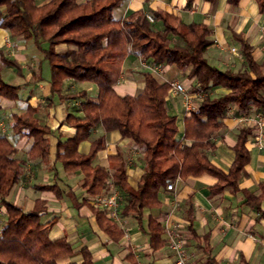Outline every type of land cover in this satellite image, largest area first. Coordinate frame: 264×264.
<instances>
[{
  "label": "trees",
  "instance_id": "16d2710c",
  "mask_svg": "<svg viewBox=\"0 0 264 264\" xmlns=\"http://www.w3.org/2000/svg\"><path fill=\"white\" fill-rule=\"evenodd\" d=\"M122 1L47 0L36 4L35 0H0V27L6 28L11 36L22 35L40 46L42 60H47L49 66L51 94L72 101L83 98L78 103L81 115L67 112L63 118L75 134L57 138L53 162H59L64 171L80 170L81 187L91 200L108 184L117 187L124 200L121 213L133 214L141 227L146 219L149 246L156 249L163 244L161 235L165 229L158 217L145 210L161 207L159 192L167 189L168 183L205 173L216 178L210 187L211 195L225 187L239 189L240 180L247 175L244 166L250 160L245 143L251 127H241L236 133L233 159L226 170L211 162L209 152L214 149L213 139L223 126L230 104L243 111L255 107L264 112V61H255L251 45L238 36L244 65L236 70L220 69L208 63L204 55L212 43L206 24L183 23L174 13L162 10L151 12L152 21L143 10L114 18L112 10ZM256 2L264 12V0ZM153 21L160 22L162 28H155ZM42 43L46 46L42 47ZM130 53L153 63L174 64L181 70L189 68L188 77L195 83L191 93L203 94L196 95L189 114L185 111L189 116L183 119L182 136L176 116L167 110L169 81H158L146 70L142 72L143 86L135 94L116 93L114 85ZM0 59L19 71L17 61L3 56L1 48ZM67 79L93 82L97 96L90 98L85 90L65 93ZM214 86L225 91L211 95L209 92ZM18 89L19 85L5 82L0 73V96L18 99ZM11 117L12 130L31 139L28 159L48 161L52 131L38 123L32 106L27 105L24 111L14 112ZM99 125L104 131L118 130L122 137L133 139L141 147L143 172L135 187L127 180L122 153L110 155L108 167L93 163L97 151L104 147L103 135L91 139L87 153L78 151V143L88 139ZM15 152L11 141L0 135V203L4 206V213L0 215V264H57L58 258L72 253V248L65 235L49 237L54 218L41 222L47 201L37 197L33 207L25 211L20 205L5 200L22 171L23 160ZM41 187L56 190L55 184ZM258 188V195L246 189L242 192L264 217V208L260 205L264 201V181L258 183ZM91 210L99 227L111 239L123 235L122 228L105 208L92 206ZM188 221L186 227L192 230ZM81 252L84 264H89L90 253L85 248Z\"/></svg>",
  "mask_w": 264,
  "mask_h": 264
},
{
  "label": "crops",
  "instance_id": "0c3cea01",
  "mask_svg": "<svg viewBox=\"0 0 264 264\" xmlns=\"http://www.w3.org/2000/svg\"><path fill=\"white\" fill-rule=\"evenodd\" d=\"M46 1L35 0L36 4ZM140 10L146 15L155 10L167 11L177 15L183 23L206 24L212 43L204 55L208 63L220 69L236 70L244 65L238 36L251 45L255 61H264V12L259 10L256 0H238L236 3L228 0H123L112 10V15L114 18L125 17ZM153 24L157 29L162 28L160 22ZM172 39L175 41L176 38ZM0 48L3 56L19 64L17 71L15 66L4 64L0 59L2 79L19 85L18 99L0 96V135L11 141L16 148L15 154L23 160L20 178L5 200L20 205L25 211L33 207L37 197L47 201L41 222L54 218L49 226V237L65 235L72 248V253L58 258L57 264H84L82 248L90 253L89 264H175V254L166 242L167 233L164 231L161 235L163 244L151 249L145 231L146 219H143L141 227L133 214L121 213L123 195L111 183L99 194H108L113 190L119 193V218L115 221L122 228L123 235L119 239H111L99 227L91 210L92 206H98L82 189L80 170L64 171L59 162H53L57 138H69L75 134L63 118L67 112L81 115L78 103L83 98L72 101L51 94L48 62L42 60L40 46L36 43L25 40L22 35L11 36L6 28L0 27ZM146 70L151 71L158 81L182 83L192 98L203 94L191 93L195 83L193 78L188 77L189 68L178 70L174 64L153 63L133 53L128 54L122 63L120 77L114 85L116 93L135 94L143 86L142 72ZM64 82L65 93L85 90L90 98L97 96V87L93 82H73L69 79ZM212 90L216 94L225 91L220 86H214ZM183 95L181 92H168L166 95L168 113L176 116L180 136L183 135V119L189 116L185 112ZM27 105L32 106L38 123L52 131L48 161L28 159L31 139L12 130L11 114L24 111ZM241 127H251L245 143L250 160L244 166L247 175L240 180L238 190L225 187L211 195L210 187L216 181L215 177L205 173L189 175L185 179L177 178L173 182L174 189L159 192L161 207L145 210L158 217L164 229L171 222L182 225L180 234L186 240L189 264H264V217L242 192L246 189L258 195V183L264 181V113L259 110L251 112V108L239 110L230 104L223 126L213 139L215 146L210 150L209 157L213 164L226 170L233 159L232 145ZM100 135L104 137V147L97 151L93 163L108 167V157L116 152L122 153L127 180L135 187L143 172L141 147L133 139L122 137L118 130L104 131L99 125L91 131L88 139L78 143V151L87 153L91 139ZM43 184H55L56 190L42 188ZM260 205L264 208V201ZM3 213L4 206L0 203V215ZM188 219L192 230L186 227Z\"/></svg>",
  "mask_w": 264,
  "mask_h": 264
},
{
  "label": "built area",
  "instance_id": "2783aa9c",
  "mask_svg": "<svg viewBox=\"0 0 264 264\" xmlns=\"http://www.w3.org/2000/svg\"><path fill=\"white\" fill-rule=\"evenodd\" d=\"M147 18L152 21L151 15L147 14ZM232 51H234V48H231ZM169 92L177 93L181 92L184 94L183 98V105L185 108V111L189 114V112L192 110V96L191 94H188L186 90L184 89V86L180 82H170V88ZM166 188L168 190L174 189V184L171 181L166 185ZM120 196L117 191H111L108 194H98L92 198V201L94 205L105 208L108 212V214L113 218L117 219L119 218L118 213V205H119ZM168 214H171V211L168 212ZM182 228V225L178 222H171L168 224L165 228V232L167 233V240L168 246L173 250L175 254V264H189L188 260L190 257L189 252L186 249V240L181 237L180 229Z\"/></svg>",
  "mask_w": 264,
  "mask_h": 264
},
{
  "label": "rangeland",
  "instance_id": "374dc122",
  "mask_svg": "<svg viewBox=\"0 0 264 264\" xmlns=\"http://www.w3.org/2000/svg\"><path fill=\"white\" fill-rule=\"evenodd\" d=\"M2 66V65H1ZM178 70H179V68H178ZM5 72V71H4ZM6 77V76H5ZM7 79V78H6ZM7 80H9V79H7ZM211 95H215L216 94V92L214 91V90H212L211 92H209ZM184 96V95H183ZM184 98V97H183ZM196 96H194L191 100L192 101H194V100H196ZM253 111H255V112H257V110H256V108L255 107H251V112H253ZM262 113H264V112H262ZM231 129V131H233L234 129L233 128H230Z\"/></svg>",
  "mask_w": 264,
  "mask_h": 264
}]
</instances>
